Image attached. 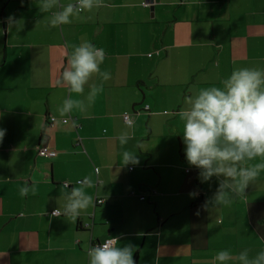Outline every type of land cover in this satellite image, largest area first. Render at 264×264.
Here are the masks:
<instances>
[{
  "label": "crops",
  "instance_id": "crops-1",
  "mask_svg": "<svg viewBox=\"0 0 264 264\" xmlns=\"http://www.w3.org/2000/svg\"><path fill=\"white\" fill-rule=\"evenodd\" d=\"M78 2L0 0V264H89L88 250L111 237L132 246L136 264H264V170L243 197L225 173L204 180L178 117L233 70L264 72V0ZM69 4L72 22L52 27ZM86 42L104 50L110 79L94 72L75 93L63 72ZM43 146L56 155L41 156ZM125 151L138 163H123ZM75 188L92 204L73 221Z\"/></svg>",
  "mask_w": 264,
  "mask_h": 264
},
{
  "label": "clouds",
  "instance_id": "clouds-1",
  "mask_svg": "<svg viewBox=\"0 0 264 264\" xmlns=\"http://www.w3.org/2000/svg\"><path fill=\"white\" fill-rule=\"evenodd\" d=\"M23 2V0H21ZM93 0H79L80 8L91 10ZM51 7L45 3L41 6L42 11ZM73 6L69 4L63 11L54 14L50 24L58 27L61 24H70L73 15ZM11 20V18L9 19ZM105 60L103 49H97L91 43H84L74 48L70 58L71 70L63 72V80L67 82L75 93L83 92V85L90 75L99 72L103 81L110 79V73L101 71L100 64ZM224 88L218 86L203 87L199 94L191 101V108L178 112L182 122V138L186 145L185 155L187 162L201 169L200 176L207 180L214 173H225L236 180L235 191L238 196L243 197L251 181H255L264 163L257 164L251 168H240L226 166L227 162L233 164L244 160L264 157V72L257 69L241 68L233 70L227 80L223 81ZM96 94L95 88L93 95ZM72 108V101H66L64 112ZM128 127L133 128L131 119L125 121ZM6 130L0 128V142L5 136ZM131 137L121 136V145L127 144ZM221 142L225 146H221ZM138 163L131 153H123V163ZM239 177V179H237ZM28 194L26 188H20V195ZM32 194H36L33 188ZM196 192L189 195L195 197ZM73 195L78 197L67 205V211L71 213V219L75 221L79 215L78 210L86 209L92 204V197L87 196L80 199L82 190L75 188ZM216 200L223 205H229L223 193L217 195ZM58 212L53 210V215ZM120 242L111 237L107 241L88 250L89 264H136L133 260V248L131 245L117 247ZM227 258L226 252L218 254L217 259ZM264 259V252L260 253ZM252 264H258L253 261Z\"/></svg>",
  "mask_w": 264,
  "mask_h": 264
},
{
  "label": "built area",
  "instance_id": "built-area-1",
  "mask_svg": "<svg viewBox=\"0 0 264 264\" xmlns=\"http://www.w3.org/2000/svg\"><path fill=\"white\" fill-rule=\"evenodd\" d=\"M144 4H148V2H145ZM78 8H80V4H79V2H78ZM123 116H124V120L125 121H127V120H129V119H131L132 121H133V116L130 114V112H125L124 114H123ZM50 123H53L55 120H56V118L54 117V116H51L50 118ZM64 122H67L68 121V119H64L63 120ZM77 144H80V140H78L77 141ZM39 154L41 155V156H44V157H54L55 155H56V151H54V150H49L48 148H46L45 146H43V147H40V149H39ZM86 180H84V182H85ZM80 182H83V181H80ZM66 185H69V183L68 182H66L65 183ZM104 201V199H98V203H102ZM53 213V212H52ZM57 214H60V211L58 210V212L55 214V215H57ZM109 239V238H108ZM108 239H106L105 241H107ZM104 241V242H105ZM104 242H100V243H97L95 246H98L99 244H102V243H104ZM94 246V247H95Z\"/></svg>",
  "mask_w": 264,
  "mask_h": 264
},
{
  "label": "trees",
  "instance_id": "trees-1",
  "mask_svg": "<svg viewBox=\"0 0 264 264\" xmlns=\"http://www.w3.org/2000/svg\"><path fill=\"white\" fill-rule=\"evenodd\" d=\"M133 260L136 261L137 263V254H135V256L133 257Z\"/></svg>",
  "mask_w": 264,
  "mask_h": 264
},
{
  "label": "water",
  "instance_id": "water-1",
  "mask_svg": "<svg viewBox=\"0 0 264 264\" xmlns=\"http://www.w3.org/2000/svg\"><path fill=\"white\" fill-rule=\"evenodd\" d=\"M151 9H152V10L154 9L153 5L151 6Z\"/></svg>",
  "mask_w": 264,
  "mask_h": 264
}]
</instances>
